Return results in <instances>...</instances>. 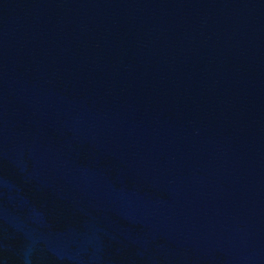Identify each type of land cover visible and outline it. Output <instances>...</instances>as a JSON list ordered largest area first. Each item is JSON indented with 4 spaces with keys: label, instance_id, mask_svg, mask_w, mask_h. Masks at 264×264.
I'll use <instances>...</instances> for the list:
<instances>
[{
    "label": "water",
    "instance_id": "obj_1",
    "mask_svg": "<svg viewBox=\"0 0 264 264\" xmlns=\"http://www.w3.org/2000/svg\"><path fill=\"white\" fill-rule=\"evenodd\" d=\"M0 264H264V0H0Z\"/></svg>",
    "mask_w": 264,
    "mask_h": 264
}]
</instances>
